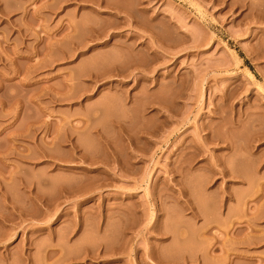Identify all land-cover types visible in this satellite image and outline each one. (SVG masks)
I'll use <instances>...</instances> for the list:
<instances>
[{"label": "rangeland", "instance_id": "obj_1", "mask_svg": "<svg viewBox=\"0 0 264 264\" xmlns=\"http://www.w3.org/2000/svg\"><path fill=\"white\" fill-rule=\"evenodd\" d=\"M0 264H264V0H0Z\"/></svg>", "mask_w": 264, "mask_h": 264}, {"label": "bare ground", "instance_id": "obj_2", "mask_svg": "<svg viewBox=\"0 0 264 264\" xmlns=\"http://www.w3.org/2000/svg\"><path fill=\"white\" fill-rule=\"evenodd\" d=\"M97 1H98V0H97ZM95 3H96V0H95ZM97 3H99V2H97ZM93 28H94V29H93V31H94V35H95V33H96V34H97V33L101 34V30H100V29H98V31H96L97 28H96V29H95V27H93ZM99 30H100V31H99ZM95 31H96V32H95ZM99 34H98V35H99ZM152 38H153V36H152ZM153 39H154V38H153ZM154 43H156L155 45L158 46L156 40H154ZM123 64H124V65H125V64L128 65V63H125V62H123L122 65H123ZM117 65H118V64H117ZM117 65H115V66H117ZM120 65H121V63L118 65V67L115 68V70H114L115 72L112 71L113 69L110 70L112 73L114 72L113 75L117 74L116 77L118 76V78H119V75H123V73H126V71L128 70V68H127L126 65H125L126 71L124 70L123 66H122V65L120 66ZM119 66H120V67H119ZM110 71H109V73H110ZM123 71H125V72H123ZM109 73H108V74H109ZM112 73H110V75H111ZM113 75H112V76H113ZM175 75H176V74H175ZM173 76H174V75H173ZM176 76H177V75H176ZM177 78H178V77H177ZM119 81H120V80H119ZM172 81H173V80H172ZM177 81H178V80H177ZM179 81H180V80H179ZM179 81H178V82H179ZM178 82H177V83H178ZM169 83H170V82H169ZM174 83H175V79H174ZM177 83H176V84H177ZM180 83H181V82H180ZM180 83H178L177 86H178ZM172 84H173V83L171 82V86H172ZM176 84H175V85H176ZM168 85H169V84H168ZM172 87H173V86H172ZM174 88H175V86H174ZM116 89L119 91V87L116 88ZM121 90H122V89H121ZM119 92H121V91H119ZM174 92H175V91H174ZM116 93H117V92H116ZM176 94H178L177 91H176ZM174 95H175V93H173V97H174ZM175 97H176V96H175ZM155 100H156V99H155ZM155 100H153V102H154ZM157 100H159V98H157ZM161 100H163V98H162ZM159 101H160V100H159ZM159 101H156V103L158 102V106L160 105V107L162 106V108L164 107L163 105H161L162 103L166 104L165 102H167L166 105H168V101H165V100H164L162 103H160L161 101H160V102H159ZM118 102H119V101H118ZM153 102H152V103H153ZM156 103H154V104H156ZM166 105H165L164 108H167L169 111H171L172 106H171V108H169V107H170V106H169L170 104L168 105V107H166ZM158 108H159V107H158ZM167 109H166V110H167ZM162 110H163V109H160L159 112H161ZM168 110H167V112H168ZM164 111H165V110H164ZM164 111H163V112H164ZM173 111H174V109H172V111H171L170 113H173ZM163 112H162V115H163ZM165 114H166V112H164V115H165ZM167 115H168V114H167ZM167 115H166V116H167ZM166 116H165V117H166ZM162 117L164 118V116H162ZM166 118H167L166 120H167V122H168V118H171V119L174 118V113L171 114V116H167ZM171 119H170V121H171ZM131 143H132V144L134 143L132 138H131ZM134 148H135V147H134ZM134 148H133V149H134ZM111 158H112L111 161H113L116 157H115V158L111 157ZM111 158H110V159H111ZM115 161H116V160H115ZM117 161L119 162V159H117ZM103 162H104V161H103ZM104 163H106V162H104ZM118 165H119V164H118ZM106 175H107V174H106ZM99 178H100V177H99ZM105 178H106V177H105ZM108 178H110V177H108ZM97 179H98V178H97ZM100 179H101V178H100ZM100 179H99V180H100ZM102 179H103V178H102ZM106 179H107V178H106ZM103 183H104V181H103ZM150 204L152 205V203H150ZM148 210H149V209H148ZM150 211H151V210H150ZM151 213H152V212H151ZM148 214H149V213H148ZM152 215H153V214H152ZM152 215H149V216L151 217V219H150V217L147 218V219H150L151 221H153L152 219H154V218H152ZM153 216H154V215H153ZM150 220H149V222H150ZM147 221H148V220H147ZM149 222H147V223H148L147 226L150 225ZM154 223H155V222H154ZM154 223H153V224H154ZM151 224H152V222H151ZM154 225H155V224H154ZM152 226H153V225H152ZM131 249H132V248H131ZM131 251H132V250H131ZM131 251H130V252H131ZM132 253H133V251L130 253V255H131ZM111 255H112V254H111ZM108 256H110V255H108ZM130 257H132V256H130ZM132 259H133V258H132ZM134 259H135V257H134Z\"/></svg>", "mask_w": 264, "mask_h": 264}]
</instances>
